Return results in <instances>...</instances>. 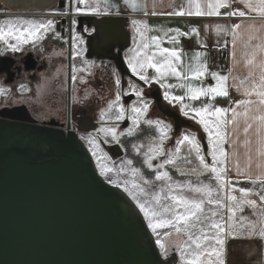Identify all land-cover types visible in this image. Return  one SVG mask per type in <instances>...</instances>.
I'll return each instance as SVG.
<instances>
[{"label": "crops", "instance_id": "1", "mask_svg": "<svg viewBox=\"0 0 264 264\" xmlns=\"http://www.w3.org/2000/svg\"><path fill=\"white\" fill-rule=\"evenodd\" d=\"M60 14L77 18V29L91 27L84 19L91 16L123 18L128 45L122 48L118 40L109 49L100 41L90 58L108 63L111 51L121 47L129 73L153 85L179 114L202 128L207 136L203 152L211 154L207 162L222 161L231 191L260 194L264 189V0H0L1 19L31 20L32 25L22 30L15 25L3 30L26 36L29 46L46 34L64 42L52 32ZM9 42L14 45L18 40ZM79 42L73 39L74 61L85 58L86 46ZM216 46L229 48L226 70L208 69V49ZM140 104L133 106L141 109L139 119L147 120V109ZM247 214L251 222L247 226L255 227L251 211ZM223 251V264H264V236L248 230L230 236Z\"/></svg>", "mask_w": 264, "mask_h": 264}, {"label": "water", "instance_id": "2", "mask_svg": "<svg viewBox=\"0 0 264 264\" xmlns=\"http://www.w3.org/2000/svg\"><path fill=\"white\" fill-rule=\"evenodd\" d=\"M84 19L94 29L87 47L103 41L112 49L118 40L122 48L128 45L123 18ZM122 48L115 52L118 68L137 79L124 64ZM0 117V264L176 261L174 253L161 256L140 209L98 173L77 135L25 123L19 108L2 109ZM198 137L206 153V141ZM106 149L118 151L113 158L122 154L117 144Z\"/></svg>", "mask_w": 264, "mask_h": 264}, {"label": "rangeland", "instance_id": "3", "mask_svg": "<svg viewBox=\"0 0 264 264\" xmlns=\"http://www.w3.org/2000/svg\"><path fill=\"white\" fill-rule=\"evenodd\" d=\"M2 17L0 16V32H3L7 25H15L20 30L24 29V25H32L31 20L25 17L7 16L1 19ZM15 35L1 33L2 47H7L10 39L18 40L12 45L14 47L25 42L26 36ZM52 54L58 58L52 59V74L43 76L40 94L37 84L33 83L30 89L34 93L27 96L28 101L37 102L44 111L51 110L52 104L63 109L66 101L65 47L60 46V49ZM93 81L91 80L90 91L94 90ZM7 87L9 86L5 85L0 77V106L9 102L24 101L23 86L17 89L18 97H13L12 89L8 90ZM95 89L98 90L96 84ZM102 91L104 90L101 88V91L96 93L101 102L107 97L102 96ZM111 92L112 97L109 96L108 99L112 100V106L106 104L117 113L121 107ZM10 96L13 98H9ZM77 102L78 98L75 100L76 106ZM135 104L138 105V101H135ZM102 110L101 118L108 119L114 114L113 111L109 114L106 109ZM136 116L138 115L135 114V118ZM136 123L137 121L135 127ZM104 126L107 128L103 131L106 134L109 128L108 125ZM113 131L114 129H110L108 135H113ZM200 132L204 138L207 137L202 128ZM133 133L129 131L120 138L127 146V153L121 158H116L117 160L102 154L97 144L93 146V139L90 145L96 155V163L102 177L121 188L142 212L163 258L174 253L176 261L173 264H223L226 238L245 234L247 230L264 236V189L260 188V194L249 196L240 192L234 194L224 175L222 161L208 163L207 158H211L210 151L204 154L202 143L198 141L197 136L192 133L183 134L179 142L183 144L185 140L186 150L184 145L180 149H173L168 139L164 145H157L151 140V143L139 146L137 151L134 147L136 143H133L135 138L131 137ZM135 150L137 153L131 154ZM172 152L184 153L185 160L172 161ZM247 210L251 211L249 217L252 215L255 218V227L247 226L251 224Z\"/></svg>", "mask_w": 264, "mask_h": 264}, {"label": "flooded vegetation", "instance_id": "4", "mask_svg": "<svg viewBox=\"0 0 264 264\" xmlns=\"http://www.w3.org/2000/svg\"><path fill=\"white\" fill-rule=\"evenodd\" d=\"M76 20L77 18L60 14L59 18L53 22L52 32L57 34L58 38H65L64 42L59 39L57 41L56 39L52 40V34L44 35L40 42L34 46H29V42H23L21 45L19 43L16 47L10 43L7 47L3 48V44L0 42V77L3 83L9 86L7 87L8 90L12 89L11 94H13V97H18L19 92L17 89L22 86L24 96V101L18 103L9 102L6 105L0 106V110L19 108V113L28 119L25 123L44 124L65 134L72 133L77 135L89 150L100 175L101 172L96 163V155L90 145V142L93 140V146L97 144L102 154H105L108 158L117 160L127 153L125 149L127 146L123 144L120 138L128 134L129 131L134 132L131 137L135 138L133 143H136L134 147L137 151L139 146L147 145L151 143V140H154L157 145H164L168 139L173 149H180L185 143V140L183 144L179 142L182 140L184 133H193L197 137L200 136L201 132L197 125H192L188 118L179 114L162 97L158 89L134 75L137 79L126 75L125 71H120L114 51H111V57H115V59H108V63L102 61L95 62L90 58L92 47H87V42L91 43V27L86 28L83 25L84 27L77 29L76 24L78 22ZM87 35L88 37H86ZM75 38L86 46L83 51L85 58L79 61H74V48H71L73 39ZM60 46L65 47L66 101L63 109H60L59 105L52 104L51 110L44 111L37 102L28 101L27 96H31L34 93L30 89L33 83L37 84L38 94H40L43 76L52 74V59H58L52 53L53 51L57 52ZM55 78L57 79V76ZM91 80H94V90L90 91ZM95 84L98 86L97 91ZM101 88L104 90L102 91V96L107 95L106 100L103 102L99 100L100 97L96 94L101 91ZM111 91L114 93L113 97L121 107L117 113L116 110L114 112L106 104L108 103L112 106V100L108 99L111 96ZM128 96H132L130 97L131 99ZM13 97L10 96L9 98ZM75 97L78 98L77 106L75 104ZM135 101H140L142 103L140 107L147 109L145 114L147 120L139 119L141 109L134 108L133 104ZM78 105L83 106L78 107ZM102 108L106 109L109 114L113 111V116L111 115L108 119L101 118V115L103 116ZM135 114L138 115L137 118H135ZM0 119L5 120V118L1 117ZM158 119H161L159 123ZM135 121H137L136 127ZM104 125H108L109 128L106 134L103 132L104 129H107L104 128ZM110 129H114V134L111 136L108 135ZM115 133L117 134L115 135ZM164 137L165 139L163 140ZM116 144L122 150V154L117 159L112 157L114 151L115 155L118 153L117 150L110 149L108 151L106 149V147L109 148ZM184 146L186 150L187 145L185 144ZM136 150L131 154L137 153ZM172 156L174 158L172 161L176 159L185 160L183 158L184 153L172 152Z\"/></svg>", "mask_w": 264, "mask_h": 264}, {"label": "built area", "instance_id": "5", "mask_svg": "<svg viewBox=\"0 0 264 264\" xmlns=\"http://www.w3.org/2000/svg\"><path fill=\"white\" fill-rule=\"evenodd\" d=\"M229 67L228 46H216L208 49V69L226 70Z\"/></svg>", "mask_w": 264, "mask_h": 264}]
</instances>
